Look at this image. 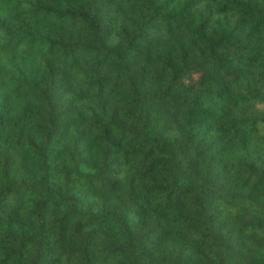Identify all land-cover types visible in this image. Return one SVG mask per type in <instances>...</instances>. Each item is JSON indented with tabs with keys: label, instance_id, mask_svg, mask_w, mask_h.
<instances>
[{
	"label": "trees",
	"instance_id": "trees-1",
	"mask_svg": "<svg viewBox=\"0 0 264 264\" xmlns=\"http://www.w3.org/2000/svg\"><path fill=\"white\" fill-rule=\"evenodd\" d=\"M264 0H0V264H264Z\"/></svg>",
	"mask_w": 264,
	"mask_h": 264
},
{
	"label": "rangeland",
	"instance_id": "rangeland-1",
	"mask_svg": "<svg viewBox=\"0 0 264 264\" xmlns=\"http://www.w3.org/2000/svg\"><path fill=\"white\" fill-rule=\"evenodd\" d=\"M263 109H264V104L262 105Z\"/></svg>",
	"mask_w": 264,
	"mask_h": 264
}]
</instances>
